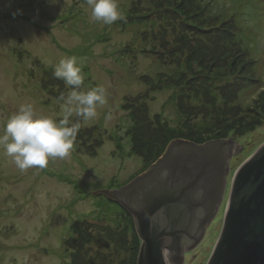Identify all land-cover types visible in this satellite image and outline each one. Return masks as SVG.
<instances>
[{
  "label": "rangeland",
  "instance_id": "obj_1",
  "mask_svg": "<svg viewBox=\"0 0 264 264\" xmlns=\"http://www.w3.org/2000/svg\"><path fill=\"white\" fill-rule=\"evenodd\" d=\"M187 2L170 0L165 6L183 9ZM197 2L217 15L219 22L228 20L235 39L248 52L253 79L264 81V0ZM117 3L124 17L130 0ZM17 9L22 14H16ZM114 23L95 21L87 0H0V134L23 104L31 103L37 116L62 118L61 97H67L72 86L55 88L51 82L56 84L55 77L43 70H51V76L63 58L77 57L85 77L80 90L103 86L107 97V103L97 108V116L82 122L98 127L103 135L92 156L74 146L68 157L51 158L43 169L20 170L0 147V264H69L63 245L71 237L70 226L83 219L108 218L107 199L91 191L121 187L148 168L130 153L125 135L130 120L122 105L144 92L142 75L155 77L160 69L154 56L136 52L132 59L125 49L134 36ZM170 95L169 90L156 91L146 106L149 115L159 114L175 130L178 118L168 102ZM263 103L264 89L253 86L241 89L226 107L228 115L252 129L238 138V130L226 131L242 150L234 149L222 202L202 241L187 256L191 260L198 251L192 264L207 262L219 235L233 174L264 143V130L258 131L264 128ZM198 119L190 124L194 126ZM219 129L211 122L208 133Z\"/></svg>",
  "mask_w": 264,
  "mask_h": 264
},
{
  "label": "trees",
  "instance_id": "obj_2",
  "mask_svg": "<svg viewBox=\"0 0 264 264\" xmlns=\"http://www.w3.org/2000/svg\"><path fill=\"white\" fill-rule=\"evenodd\" d=\"M169 1L130 0L128 12L114 23L115 28L129 29L134 36L125 52L131 54L132 59L136 52L154 56L157 60L153 61L160 69L155 77L142 75L144 92L122 105L130 120L125 130L130 153L145 167L153 164L172 140L203 144L228 139L226 131L231 127L238 130L235 138L250 132L252 127L228 115L226 107L241 89L253 86L264 89V81L253 79L248 52L235 39L227 19L219 22V17L211 15L206 7H200L198 0H188L183 9L177 5L167 8ZM14 51L21 54L17 49ZM36 63L40 66L38 61ZM43 71L48 77H54L53 72L51 76L48 73L51 70ZM55 81L56 84L51 81L55 88H67L62 79L55 78ZM163 90L171 92L168 102L178 118L175 130H171L159 114L151 116L147 111L146 103L151 94ZM215 103H220L219 109ZM196 118L198 122L191 125ZM71 122L80 124L74 141L77 151L92 156L103 136L99 128L82 125L83 118L78 116L71 118ZM211 122L220 129L208 133ZM106 201L107 219L102 221L91 216L93 222L83 219L70 226L71 237L63 245L69 254V264L136 263L140 241L133 220L121 206Z\"/></svg>",
  "mask_w": 264,
  "mask_h": 264
},
{
  "label": "water",
  "instance_id": "obj_3",
  "mask_svg": "<svg viewBox=\"0 0 264 264\" xmlns=\"http://www.w3.org/2000/svg\"><path fill=\"white\" fill-rule=\"evenodd\" d=\"M234 149L242 146L229 139L203 144L175 139L128 183L91 191L132 218L140 241L135 264H173L171 255L180 258L197 247L222 202ZM205 264H264V143L233 174Z\"/></svg>",
  "mask_w": 264,
  "mask_h": 264
},
{
  "label": "clouds",
  "instance_id": "obj_4",
  "mask_svg": "<svg viewBox=\"0 0 264 264\" xmlns=\"http://www.w3.org/2000/svg\"><path fill=\"white\" fill-rule=\"evenodd\" d=\"M87 4L95 21L110 25L122 19L117 0H87ZM16 14H22V10L17 9ZM53 74L66 86H72L67 97H61L62 118L37 116L31 103L23 104L6 121L0 134V147L20 170L43 169L51 158L68 157L80 128V124L72 123L70 118L75 114L85 121L91 120L97 116V108L107 103L103 86L80 90L85 77L77 57L61 59Z\"/></svg>",
  "mask_w": 264,
  "mask_h": 264
},
{
  "label": "flooded vegetation",
  "instance_id": "obj_5",
  "mask_svg": "<svg viewBox=\"0 0 264 264\" xmlns=\"http://www.w3.org/2000/svg\"><path fill=\"white\" fill-rule=\"evenodd\" d=\"M208 229V228H207ZM207 229H206V231H207ZM205 231V232H206ZM204 237V236H203ZM203 239V238H202ZM202 241V240H201ZM191 243H192V239H189V240H186L185 241V245H187V246H190L191 245ZM199 244H197V246H198ZM175 246H177V244L175 245ZM174 252V251H173ZM173 252H171L170 254H172ZM176 252H178V250H176ZM192 252V251H191ZM177 255H178V253H176ZM188 254H190V251H187V252H185L184 251V254L182 255L181 254V256H180V258L177 256L176 257V255H171V262L173 263V264H188L187 262L190 260L189 258H187V256L189 257V255Z\"/></svg>",
  "mask_w": 264,
  "mask_h": 264
},
{
  "label": "bare ground",
  "instance_id": "obj_6",
  "mask_svg": "<svg viewBox=\"0 0 264 264\" xmlns=\"http://www.w3.org/2000/svg\"><path fill=\"white\" fill-rule=\"evenodd\" d=\"M264 130V128L263 129H260V130H258V131H263Z\"/></svg>",
  "mask_w": 264,
  "mask_h": 264
}]
</instances>
